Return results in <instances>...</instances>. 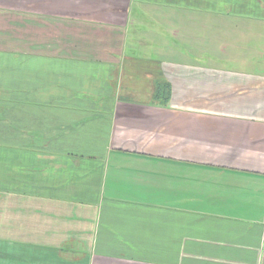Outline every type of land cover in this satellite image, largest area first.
Instances as JSON below:
<instances>
[{"label":"crops","instance_id":"1","mask_svg":"<svg viewBox=\"0 0 264 264\" xmlns=\"http://www.w3.org/2000/svg\"><path fill=\"white\" fill-rule=\"evenodd\" d=\"M0 264H264V0H0Z\"/></svg>","mask_w":264,"mask_h":264},{"label":"trees","instance_id":"2","mask_svg":"<svg viewBox=\"0 0 264 264\" xmlns=\"http://www.w3.org/2000/svg\"><path fill=\"white\" fill-rule=\"evenodd\" d=\"M156 93L158 94L159 92L157 91Z\"/></svg>","mask_w":264,"mask_h":264}]
</instances>
